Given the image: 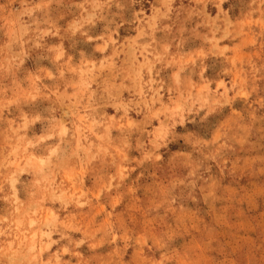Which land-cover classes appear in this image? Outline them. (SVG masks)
<instances>
[{
    "label": "rangeland",
    "instance_id": "374dc122",
    "mask_svg": "<svg viewBox=\"0 0 264 264\" xmlns=\"http://www.w3.org/2000/svg\"><path fill=\"white\" fill-rule=\"evenodd\" d=\"M0 264H264V0H0Z\"/></svg>",
    "mask_w": 264,
    "mask_h": 264
},
{
    "label": "bare ground",
    "instance_id": "6f19581e",
    "mask_svg": "<svg viewBox=\"0 0 264 264\" xmlns=\"http://www.w3.org/2000/svg\"><path fill=\"white\" fill-rule=\"evenodd\" d=\"M68 115V113H66Z\"/></svg>",
    "mask_w": 264,
    "mask_h": 264
}]
</instances>
